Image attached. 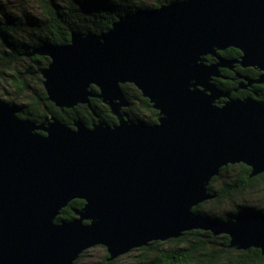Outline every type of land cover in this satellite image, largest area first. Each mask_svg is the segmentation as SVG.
Masks as SVG:
<instances>
[{
  "label": "water",
  "instance_id": "95a60500",
  "mask_svg": "<svg viewBox=\"0 0 264 264\" xmlns=\"http://www.w3.org/2000/svg\"><path fill=\"white\" fill-rule=\"evenodd\" d=\"M229 48L263 73L249 84H264V0L178 1L35 50L30 56L51 60L39 70L48 101L93 110L97 98L118 123L69 126L52 116L37 124L0 106V264H77L99 246L112 262L193 230L264 255V215L220 223L194 211L212 199L223 168L264 174V101L231 99L214 80L233 62L205 59ZM125 84L159 112L156 124L130 118ZM74 200L85 202L76 218L57 223Z\"/></svg>",
  "mask_w": 264,
  "mask_h": 264
},
{
  "label": "trees",
  "instance_id": "16d2710c",
  "mask_svg": "<svg viewBox=\"0 0 264 264\" xmlns=\"http://www.w3.org/2000/svg\"><path fill=\"white\" fill-rule=\"evenodd\" d=\"M178 1L187 0H153V7L147 0H35L36 10L18 11L0 4V96L6 98H0V106L16 108L20 111V119H30L37 124L53 116L69 126L78 121L88 127L98 121L116 125L118 119L110 107L97 98L90 99L94 111L87 105L62 111L48 101L39 70L46 68L51 60L47 56L30 55L37 49L69 44L73 33L101 34L126 15ZM205 59L208 63L216 61L212 56ZM28 70L32 74H27ZM215 82L219 84L221 80ZM121 89L131 103L125 111L133 121L149 125L158 122L159 112L134 85L125 84ZM91 90L99 93L97 87L93 86ZM251 172L245 164L223 168L208 187L212 199L194 211L220 223L247 214L264 215V174L251 178ZM84 205L83 200L72 201L56 222L74 220L75 210H81ZM99 247L104 250L103 258L100 262L87 264H125L127 259L130 264H264L261 250L231 249L227 235L213 236L201 230L187 232L179 239L152 242L112 262L108 261L107 249ZM88 255L89 251L82 254L77 264Z\"/></svg>",
  "mask_w": 264,
  "mask_h": 264
},
{
  "label": "flooded vegetation",
  "instance_id": "af4514ba",
  "mask_svg": "<svg viewBox=\"0 0 264 264\" xmlns=\"http://www.w3.org/2000/svg\"><path fill=\"white\" fill-rule=\"evenodd\" d=\"M220 53H223L224 55L222 56ZM213 58L216 60L214 63H217L219 59H226L233 62L231 69H220L221 77L217 78L221 80L219 84L215 82L217 79L214 80L217 87L230 94L231 99L244 100L246 98H254L259 101H264V84H249L248 82V80L259 79L263 73L253 67H243L240 63L242 59L241 51L229 48L225 51L217 52V57ZM228 100L229 98H221L218 101V104L223 105Z\"/></svg>",
  "mask_w": 264,
  "mask_h": 264
},
{
  "label": "rangeland",
  "instance_id": "374dc122",
  "mask_svg": "<svg viewBox=\"0 0 264 264\" xmlns=\"http://www.w3.org/2000/svg\"><path fill=\"white\" fill-rule=\"evenodd\" d=\"M147 3L150 7H153V0H147ZM0 4L4 6L10 7L12 10L18 11L22 9L26 10H36L34 9L36 6L35 0H0ZM18 7V8H16ZM2 100H6V98H3L0 96ZM104 256V250L101 247H95L91 250H89V255L86 256V259H84L80 264H87V262L95 263L100 262V260ZM125 264H130V259H127Z\"/></svg>",
  "mask_w": 264,
  "mask_h": 264
}]
</instances>
